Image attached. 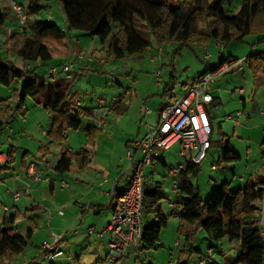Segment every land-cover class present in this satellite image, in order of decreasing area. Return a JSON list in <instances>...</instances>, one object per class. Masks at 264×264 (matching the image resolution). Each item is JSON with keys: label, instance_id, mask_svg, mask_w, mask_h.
I'll return each mask as SVG.
<instances>
[{"label": "rangeland", "instance_id": "obj_1", "mask_svg": "<svg viewBox=\"0 0 264 264\" xmlns=\"http://www.w3.org/2000/svg\"><path fill=\"white\" fill-rule=\"evenodd\" d=\"M14 1L22 4L27 9L31 0ZM40 3L42 7L40 13L33 14L30 17L33 20L53 22L70 35L71 53L65 56L63 60L75 63V69L68 73L70 80H73L71 90L81 97L79 99L83 100L85 107L92 108L93 104H95L94 100L102 97L105 100L109 99L114 104V111L110 116L108 126L97 134L95 144H88V137L84 127L78 130H68L67 138L64 142L55 141L50 143L42 132L49 129L51 115L37 102L40 99V95L27 98L24 115L16 113L11 124L0 131V143L4 142L5 144L3 149L0 147V152H7L11 142L17 147L16 161L13 166L20 168L19 165L24 155L26 159L38 161L41 164L40 172L42 178L38 181L41 188L37 190L33 188L38 183L36 182L31 188L32 197L28 194H22L20 201L18 200L16 203V206L21 209L29 205L27 202H30L31 207L34 201L46 204L39 195L44 192L46 186L48 187L49 176L59 177L53 167L59 158L62 146L64 147L62 149L72 147L75 152L83 147L90 149L92 161L82 169L83 173H85L84 180H89V183H87L89 188L96 186L98 189L100 185L104 187L105 185L101 184L100 181L104 180L105 172H110V177L108 178L111 180L122 176L130 168V161L126 157L127 144L130 140L136 139L137 131L144 128L146 121L145 119L141 121V108L140 112L138 111L139 105L142 107L145 104L147 108L154 109V113L147 116V120L154 124L157 119H154L152 115L158 113L159 105L168 99L172 100V97H169L170 91L164 96L166 88H173L172 92L177 98L180 97L184 93L185 87L195 80L200 73L208 67L218 64L220 52H224L225 57L234 59L247 57L252 52L262 53L261 56L264 57V41L259 43L260 36L255 34L247 35L243 41H234L226 44L224 48H217L215 46L216 42L213 41L203 44L191 43L185 47H180L177 42L160 46L150 34L148 28H146L143 31V35L149 42L147 50L139 55H128L124 58L107 60L106 49L103 48L96 36L83 30L69 28L63 10V0H49ZM178 3L179 0H170L168 8L174 9L178 6ZM241 4L242 0H223L222 7L227 14H234L239 11ZM0 12L5 17V25L0 32V61L21 67L23 65L22 58L8 44L9 33L20 29L18 18L12 9L10 0H0ZM201 30L208 32V27L201 24ZM77 47L84 52V57L74 55ZM207 53L211 55L210 58L205 57ZM89 56L94 57V60H86L85 69L87 70H83L82 60L89 58ZM101 60L103 61L101 62ZM98 62H101V64L99 65ZM36 64L40 65L36 70L37 74L43 76L47 83L55 84L60 79H66L67 73L57 75L48 73L49 66L55 65L54 63L48 61L43 64ZM157 72H160L159 77H157ZM157 78H160L159 80L163 83L162 86L156 84ZM183 84L187 85L184 86ZM16 86H18V83H13L11 87L0 84V100L8 96L11 97ZM238 87H243L246 93H239L237 91ZM212 90L213 95L220 97L222 102L218 108H215L213 103L208 104V110L213 119L211 138L214 144L200 163L198 174L191 178L193 184L199 187L201 197L204 200L209 199L218 191V186L221 182L219 178L224 174L228 175L225 166L227 161L222 158L223 147L221 146L222 141L226 138L225 134H229L232 139L234 138V141L238 140L240 147L245 149V140L249 137L245 132H242V129L259 126L261 123L262 117L257 114L253 115L252 118L242 116L243 128L236 126V134L233 135L234 122L227 120L225 117L228 113H236L238 112L237 110H244L245 108H247V112L252 111L254 107L262 108V105H264V74L254 77L247 62H245L242 69L216 77L212 83ZM244 99L246 101L245 108L243 105ZM145 101L147 103H144ZM8 135H13L15 139L13 141L7 140L6 137ZM18 144H21V146L18 147ZM40 144H43L45 149L48 145L50 146V153L49 155L46 154V157L53 167L48 172L46 163L41 161L42 152L37 149ZM179 144L172 146L168 150H162L167 166L161 162L158 164L155 169L158 179H161L167 173L169 166H176L183 161L184 157L178 151L180 149ZM251 148L253 149V154L250 155L252 159L260 149L254 143L251 144ZM26 150L29 153L24 154ZM245 153L244 151V164L246 162ZM93 164H98V168L93 166ZM213 164L215 169H213ZM241 166L243 165L238 167L239 172L244 170ZM102 167L106 170L103 171ZM150 167L147 165L145 167L146 171H150ZM74 168L80 171L77 167ZM252 172L253 174L255 173L253 169H249L246 174L248 175ZM76 174H78V171H73V174H70L72 178L65 179L68 187L65 188L64 192H57L63 204L60 208L66 212L65 216H59L60 214H56L51 207L48 213H44V210L38 207L41 212L35 214L37 216H34V219L32 218L33 216H22L17 219L16 226L21 234L26 235L29 229L33 230L29 245L20 254L23 255L21 258H24L21 264H77L79 262L77 261L78 256H80L79 260L82 264H114L110 261L109 257L111 255L112 258L117 259L115 264H169L170 261L173 263L176 261L175 255L182 246V239L177 232L176 223L174 224L175 221L178 222L176 215L174 217L171 216L169 226L162 230L160 243L157 248L134 250L138 246L133 245L122 256L114 250L109 255L110 246H108L106 239H94L98 234L103 235L107 232L103 233L105 228H96V225L98 227L100 225L96 221L90 220L95 215L89 210L90 204L85 203L88 201L86 197L89 194L84 191L88 189L84 182L77 180ZM233 178L234 176L229 178V181H232ZM237 183L235 178L231 188L238 190L242 185H237ZM0 188H2V185H0ZM20 188L23 190L25 186L20 184ZM69 190H71L70 194ZM174 197L172 198L174 199ZM72 198L75 201H70ZM11 199L13 200L12 196ZM65 202L68 204L66 205ZM161 204L165 211L169 210L167 199L162 200ZM38 208L32 207V209ZM105 209L108 210L109 208ZM153 209L151 207L146 208L144 220L147 225L151 224L156 215ZM75 211H77L76 215H74ZM4 215L5 212L0 209V217ZM101 219L106 220V216L103 215ZM90 227L93 229L91 238L89 237L91 244L82 245V243H76L78 241L76 238L83 237L84 234L82 232H88ZM77 232L79 234H76ZM52 233L63 235V240L59 244L62 254H58L53 261H49V256H52L53 252L43 249V243H54ZM176 239L180 241L178 246L174 243ZM196 248L197 251L188 260L189 264H200L201 261L204 264H221L222 258L219 253L229 250L231 247L226 240L218 243L214 242L207 238L204 231H201L196 242ZM209 248L212 249V253H208ZM236 253L235 249H230L228 252L230 257H234ZM19 256L12 264H19Z\"/></svg>", "mask_w": 264, "mask_h": 264}, {"label": "trees", "instance_id": "obj_2", "mask_svg": "<svg viewBox=\"0 0 264 264\" xmlns=\"http://www.w3.org/2000/svg\"><path fill=\"white\" fill-rule=\"evenodd\" d=\"M42 1L49 0L30 1L23 29L11 31L8 36L9 46L17 51L25 65L30 64L32 68L29 69V76L23 78V68L0 61V84L11 87L13 83H18L11 97L0 100V131L11 124L16 113L24 115L28 97L40 95L37 102L51 115V124L45 133L50 143L64 142L68 130L84 127L88 144H95L96 136L102 128L88 121L101 117L103 107L88 108L78 103L79 97L71 94V80H67L68 83L61 81L49 84L43 76L37 74L40 65L36 63L43 64L71 53L67 31L53 22L33 20L30 17L40 13ZM169 1L63 0V10L70 29L86 31L99 39L106 49L107 60L139 55L147 50L149 42L143 35L146 28L160 46L171 42H177L180 47L210 41L229 44L243 41L251 34L260 36L259 43L264 41V0H242L241 8L234 14L225 12L223 0H179L174 9L168 8ZM201 24L208 27V32L201 30ZM4 25L5 17L0 12V32ZM76 50L81 52L79 47ZM229 59L231 57L218 59L217 65L208 67L198 77L216 70L223 61ZM246 62L254 77L264 74V57L260 54L252 52ZM60 64L65 63L55 65ZM168 91L166 88L164 96ZM213 144L211 139V146ZM222 147V158L225 161L239 158L229 145ZM15 154L16 146L11 144L7 150L5 169L14 164ZM23 158L27 167L26 156ZM90 160L91 151L87 147L76 152L61 149L54 170L65 173L74 167L83 169ZM185 161V167L177 177L179 187L173 213L178 217L177 232L182 239V246L172 264H189L190 256L197 251L196 242L201 231L217 243L226 239L230 243L229 250H236L234 257L229 256L228 249L221 251V264H264V235L260 223L264 172L249 174L244 186L238 190L231 189L229 182L220 183L219 190L204 200L199 187L191 180L198 174L200 164H195L189 157ZM152 193L155 194V191L147 190L144 186L143 220L146 208H154L157 203L152 199ZM153 210L155 218L150 225L144 220L137 250L157 248L161 232L168 226L169 216L163 213L161 207L157 205ZM29 212V209L17 210L0 217V264H12L29 245L33 230L29 229L23 235L15 226L17 219L27 216ZM209 251L213 252L212 249Z\"/></svg>", "mask_w": 264, "mask_h": 264}, {"label": "built area", "instance_id": "obj_3", "mask_svg": "<svg viewBox=\"0 0 264 264\" xmlns=\"http://www.w3.org/2000/svg\"><path fill=\"white\" fill-rule=\"evenodd\" d=\"M12 9L15 12L20 29H23L27 20L26 9L22 4L14 0H10ZM224 42H216L217 48H224ZM258 54V52H253ZM262 55V53H260ZM206 58L211 55L207 53ZM224 56V52L219 53V59ZM247 57L231 58L223 61L214 71H208L196 80L188 84L184 93L180 97H176L171 93L172 100L166 103L160 110L158 120L152 124L147 120L148 114L152 112L150 108L145 105L141 107V119H145L144 135L134 141L127 148L126 157L130 161V168L124 174L127 179L125 189L119 194L118 206L114 213L110 224L103 230L104 232L111 231L113 237L109 242L110 253L112 250L116 251L120 256L127 253L128 248L133 245H139L143 233V200H144V186H145V167L156 163L157 157L162 150L169 149L174 143L179 142L181 145V154L188 155V157L195 163L200 164L205 158L206 153L211 148V135L213 131V124L208 110V104H214L218 108L219 103L215 102L213 95L212 83L218 76H222L231 71L242 69ZM32 68L30 64L24 65L23 78L29 76V69ZM75 69V63L68 62L60 65H50L48 73L50 75L66 74V80H70L68 74ZM160 72H157L159 77ZM160 78H157V84H161ZM237 91L244 93V88L239 87ZM79 103V100H78ZM106 101L103 98L98 100L99 108L105 107ZM113 107H107L104 113L99 118H94L88 121L93 126L105 129L109 124V119L113 113ZM242 112L228 113L227 120H232L234 124L240 123ZM191 154V155H190ZM8 155L6 151L0 152V168L6 167ZM41 161L46 163L47 169L51 167L48 162L46 154L41 155ZM40 165L38 161H31L26 167V179H19L25 186L24 192L31 196L32 185L42 178L40 172ZM185 165L171 168L170 172L175 177L174 190L178 192V174ZM67 186L65 180L61 181V187ZM23 194L20 189L14 188L12 191L13 199L19 200ZM32 197V196H31ZM34 201V198H33ZM33 208H42L44 213L50 212L48 207L43 202L34 201ZM6 209V208H5ZM262 226V233L264 235V193L262 199V215L260 219ZM89 234L93 233V229L89 228ZM54 243H43V249L53 252L49 256V260H53L58 254H62L59 248L60 242L63 240V235L52 233ZM210 252V251H209ZM112 256V255H111ZM110 261L116 263L117 259L112 257ZM203 264V262H200Z\"/></svg>", "mask_w": 264, "mask_h": 264}, {"label": "crops", "instance_id": "obj_4", "mask_svg": "<svg viewBox=\"0 0 264 264\" xmlns=\"http://www.w3.org/2000/svg\"><path fill=\"white\" fill-rule=\"evenodd\" d=\"M83 53H84L83 51H81V52L76 51L74 55L77 56V57L78 56L84 57ZM63 58L54 59V60H52L50 62L54 63V64L68 63L69 62L68 60H63ZM86 60L93 61L94 57H90L89 56V58H85V59L82 60V65H84L83 70H87V69H85L86 68V66H85V61ZM103 60H101V62ZM101 62H98V64L100 65ZM24 65H25V63L23 62V65L21 66V68H24ZM61 81H64V82L68 83V81L65 80V79H60L56 83L61 82ZM72 84H73V80H72L71 86H72ZM156 84H157V81H156ZM162 84L163 83L161 82V84H158V85L162 86ZM183 85L186 86L187 84H183ZM168 89L170 90L169 97L171 98V93H173L172 92L173 88H169L168 87ZM245 93H246V91L244 93H241V94H245ZM71 94H76V93H74L71 90ZM8 97H10V96H8ZM214 97H215V102H217V103H219V105H221L222 102L220 100V97H216V96H214ZM79 98H81V97H79ZM100 98H102V97H98V99H96L97 101L94 100L95 104H93L92 108H98L99 107L98 106V100ZM90 99L92 100V98H90ZM105 101H106V105H105V107H103V109H104L103 111H105L107 109V107H113V110H114V106H113L114 104H112V102H110L109 99H107ZM169 101L170 100L168 99L166 102H162L159 105L158 113L157 114L155 113V115H152L154 117V119L156 118L158 120V116H159V112H160L161 108L166 103H168ZM79 103H81V105L84 106V102H83L82 99H79ZM144 103H147V101H145ZM143 105H145V104H143ZM243 105H244V108H245L246 107L245 99L243 101ZM140 108H141V106L139 105V107H138V111L139 112H140ZM246 109L247 108H245L244 110H237V111L243 112L242 116H245V117L248 116L249 118H252L253 115L257 114L258 116L262 117V120H261V123H260L259 126H254L252 128H244V129H242V132H245L248 135V137H249L247 140H245L246 141V145H245L246 146L245 147L246 150L243 149L242 147H240V142L238 140L234 141V138L232 139L229 134H225L226 138L222 141L221 145L222 146L229 145L232 148V150H234L237 153V155L239 156V158L237 160H235V161H227L225 163L228 175L224 174V175H222L219 178V180L221 181L220 183L229 182L230 187H232L231 185L234 182L235 178L237 179V182H238L237 185L244 186L245 180L247 179V176L249 174H253V172L249 173L248 175L246 174L249 169H253L255 171V173H263L264 172V105H262V108H259V109L257 107H254L252 109V111H250V112H247ZM153 110L150 113V115L154 113ZM210 117H211V115H210ZM141 121H142V119H141ZM211 121H212V124H213L212 117H211ZM236 126H240L241 128H243L241 118H240V123L239 124H234L233 125V135L236 134ZM11 131H12V129H11ZM45 133H46V131L43 130L42 134H45ZM143 135H144V128L142 130L139 129L137 131L135 140L141 138ZM6 138L9 141H13L15 139V137L13 135H8ZM135 140L134 139L130 140L128 142V144H127L128 147ZM252 143H254L255 145H258L260 150L251 159L250 155L253 154V149L251 148V144ZM11 144H12V142H11ZM176 144H179V142L174 143L172 146H174ZM41 145H43V144H40L37 147V149L39 150V148H41V149H43V151L42 150H39V151L42 152V154L44 153V154L49 155L50 146L48 145L47 148L45 149L44 145L43 146H41ZM20 146H21V144L20 145L18 144V147H20ZM179 146H180V149L178 151H179V154L184 157L183 161L178 163V165H176V166H169L167 173H165V175H163L161 179H158V177L156 176L155 169H156V167L158 166V164L160 162L163 163V165L167 166V163L165 162L166 158H165V155H164V152H163L164 150L162 152H160V154L158 155L156 163L152 164V165H149V166H151L150 167L151 168L150 171H146V169H145V172H144L145 188L147 190H150V191H155V194L154 193L151 194L152 199H154V201L157 202V203H155L154 208L157 205H159L161 207L163 213L169 216V221L171 220V216L172 217L175 216L173 213H174V210H175V199H176L175 197L177 196V193L174 190L175 177L171 174L170 170L173 167H179V166L185 165V163H186L185 160H186V158H188V155L184 156V155L181 154V145L179 144ZM0 147H1V149H3L5 147L4 142L0 143ZM62 148H64V147L62 146ZM67 149H69L71 151H74V149L72 147H67ZM244 151L246 152L245 153V156H246L245 164L243 163V153H244ZM25 153H29V151L26 150ZM23 159L24 158H22V160L20 162V165H19L20 168H18L16 166H13L15 164V162H14V164L11 165L10 168H6V169L4 168L2 171L0 170V185H2V188H0V209L3 212H5V215L12 214V213H14L17 210L25 211V210L29 209L30 212H29V214L27 216H29V217L33 216L32 218L34 219V216H37L35 214H38L39 212H41L40 211L41 209H39V208L38 209H32V207L30 206V202H27L29 204L28 206H26L24 209H21L19 206H16V203H17L18 200L15 201L14 199L13 200L11 199V196L13 197L12 191H13L14 188L22 190V188H20V184L23 185V183L20 180H18L17 178L26 179V177H25V175H26V166L23 163ZM15 161H16V159H15ZM29 161H31V160H29L28 158L27 159L25 158V162L26 163H28ZM91 161H92V159L90 160V162ZM240 165H243V166H241V168L244 169L241 172H239V169H238V167ZM93 166H96L98 168L99 165L98 164H96V165L93 164ZM52 167L53 166L51 165V167L47 169V172ZM100 167H101V165H100ZM53 169H54V167H53ZM213 169H215L214 164H213ZM102 170L105 171L106 169L102 167ZM117 170H118V168H117ZM73 171H78V174H76L77 180L80 181V182H84L86 184V186H87L88 190L84 191V192H88L89 196L86 197V198H88V201L85 202V203L90 204V206H89L90 209L89 208L88 209L90 210V212L92 214L95 215V217L93 219H90V220L91 221H96L100 225L99 227L96 225L95 226L96 228H101V229L102 228H107L108 225L110 224V221H111V218H112V214L114 213V211L116 210V208L118 206V198L115 197V195L117 193L119 194L120 192H122L125 189V187L127 185L126 177L123 174L122 176H119L117 178L115 177V179H111L110 180L108 178V177H110V172H108V173L105 172V177H104V180H103L104 182L100 181V183L105 185V186L103 187L102 185H100V187L97 189L96 186L93 187V188H89L88 187L87 183H89V180L88 181L84 180L85 179V177H84L85 173H83L82 169H80V171H79V170H77L75 168H72L70 171L65 172V173H58V172L55 171L56 175L57 176L59 175V177H55L54 178V177L49 176V178H48L49 179L48 187L46 186L44 188V192H41L39 196L41 197V199H43L45 201V203H46V205L48 207H51L53 210H55L56 214H58V215L60 214L59 216H65L66 212H64V210L62 208H60L63 204H62V201L59 199V196H58L57 192L60 193V192H64L65 191V188H67L68 186L61 187V181L65 180V179L68 180V178H72L70 176V174L72 175ZM47 172H46V175H47ZM85 172H88V171H85ZM232 176H234V178L232 179V181H229V178H231ZM48 179H46V180H48ZM41 183H43V182H41ZM67 185H68V183H67ZM242 186H240V187H242ZM168 187H170V188H168ZM33 188H35V190L41 188L40 183L39 182L36 183L33 186ZM45 190H46V192H45ZM22 191H23V195H25L26 193L24 192V189ZM70 192H71V190H69V194H70ZM173 196H175L174 199L172 198ZM165 199L168 200V209H169L168 211H165L163 209L162 204H161V201L165 200ZM70 201L73 202L75 200L72 198ZM65 203H66V205L68 204L67 202H65ZM105 208H109V209L106 210ZM103 210H106V211H103ZM109 210H110V213H109ZM76 213H77V211H75L74 215H76ZM103 215L106 216V220H102L101 219V217ZM109 218H110V221H109ZM175 223H176V229H177L178 222L175 221L174 224ZM168 226H169V223H168ZM16 230L19 232V229H18L17 226H16ZM78 232L76 234H79ZM88 232H89V229H88ZM88 232H85V231L82 232L84 234V236L83 237L81 236L80 238H76V240H78L76 243H82V245H90L91 241H90L89 237L91 236V234H89ZM106 236H107V238H106ZM112 237H113V235H112L111 231H107L106 234H103V235L102 234H98V236H96L94 239L101 240V239L105 238L106 242H107V244L109 246V242L111 241ZM174 243L176 244V246L180 245V241L178 239H176L174 241ZM228 244L230 245L229 242H228ZM210 249L211 248H209V250ZM134 250H137V249H134ZM108 254L110 255V252ZM22 256L23 255L19 256L20 257L19 258V264H21L24 261L23 260L24 258H21ZM57 256H55V257H57ZM79 258H80V256L77 257V261H79L77 264H82L80 262ZM172 263L173 262H171V261L169 262V264H172ZM28 264H30V263H28Z\"/></svg>", "mask_w": 264, "mask_h": 264}]
</instances>
